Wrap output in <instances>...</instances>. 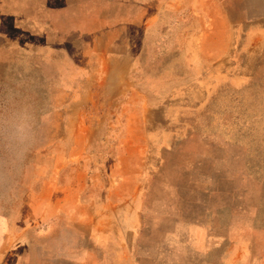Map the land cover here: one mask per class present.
I'll return each mask as SVG.
<instances>
[{
    "label": "rangeland",
    "instance_id": "374dc122",
    "mask_svg": "<svg viewBox=\"0 0 264 264\" xmlns=\"http://www.w3.org/2000/svg\"><path fill=\"white\" fill-rule=\"evenodd\" d=\"M114 1L122 92L64 0H0V264H264V0Z\"/></svg>",
    "mask_w": 264,
    "mask_h": 264
},
{
    "label": "crops",
    "instance_id": "0c3cea01",
    "mask_svg": "<svg viewBox=\"0 0 264 264\" xmlns=\"http://www.w3.org/2000/svg\"><path fill=\"white\" fill-rule=\"evenodd\" d=\"M114 2L64 0V61L71 62L67 66L70 72L82 74L83 69V76L111 78L114 90L122 92L129 86L128 78L133 71L135 59L130 32L133 16L132 9H128L126 17L119 21L101 20V12ZM83 7L92 14L84 21L79 16ZM81 61L85 63L80 64Z\"/></svg>",
    "mask_w": 264,
    "mask_h": 264
}]
</instances>
